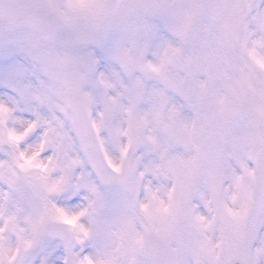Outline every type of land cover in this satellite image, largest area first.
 <instances>
[{
    "label": "clouds",
    "instance_id": "9594fccd",
    "mask_svg": "<svg viewBox=\"0 0 264 264\" xmlns=\"http://www.w3.org/2000/svg\"><path fill=\"white\" fill-rule=\"evenodd\" d=\"M0 54V264H264V0H0Z\"/></svg>",
    "mask_w": 264,
    "mask_h": 264
},
{
    "label": "rangeland",
    "instance_id": "374dc122",
    "mask_svg": "<svg viewBox=\"0 0 264 264\" xmlns=\"http://www.w3.org/2000/svg\"><path fill=\"white\" fill-rule=\"evenodd\" d=\"M95 55L100 57V68L103 70L107 67L106 61L100 52ZM28 68V62L23 56H11L0 54V97H12L15 93L12 91V86L15 84ZM26 118H30V110L24 113ZM42 131L36 132L29 140L33 142L36 140ZM70 205H75L79 202V197H71L68 199ZM63 246H57L51 242L42 243L36 251L26 260L25 264H61L63 257Z\"/></svg>",
    "mask_w": 264,
    "mask_h": 264
},
{
    "label": "bare ground",
    "instance_id": "6f19581e",
    "mask_svg": "<svg viewBox=\"0 0 264 264\" xmlns=\"http://www.w3.org/2000/svg\"><path fill=\"white\" fill-rule=\"evenodd\" d=\"M38 131H39V130H37V132H38ZM40 131H42V129H41ZM34 141H35V140L33 139V142H34ZM29 143H30V142H29ZM67 203H68L69 206H75V205H77L79 202L75 203V205H70L69 202H67ZM60 263H61V261H60Z\"/></svg>",
    "mask_w": 264,
    "mask_h": 264
}]
</instances>
